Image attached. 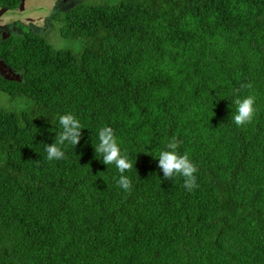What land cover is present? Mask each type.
Segmentation results:
<instances>
[{"label":"trees","instance_id":"trees-1","mask_svg":"<svg viewBox=\"0 0 264 264\" xmlns=\"http://www.w3.org/2000/svg\"><path fill=\"white\" fill-rule=\"evenodd\" d=\"M49 22L71 47L22 24L0 37L21 76L0 77V264H264V0H99ZM68 114L79 143L49 161ZM104 127L130 191L96 151ZM173 141L191 191L159 166Z\"/></svg>","mask_w":264,"mask_h":264},{"label":"clouds","instance_id":"clouds-1","mask_svg":"<svg viewBox=\"0 0 264 264\" xmlns=\"http://www.w3.org/2000/svg\"><path fill=\"white\" fill-rule=\"evenodd\" d=\"M246 87H251L247 85ZM236 114L233 116V121L237 126H243L252 122L255 115V98L251 95L242 99H236ZM62 132L60 133L57 143L51 146L45 145L47 159L49 161L59 160L64 157V152L59 145H64L67 141L69 144L77 145L79 143L81 123L73 115H62L59 118ZM168 148L173 151H160L158 155L159 166L163 170L166 179L172 178L174 175L184 177V187L189 191L196 186L197 167L190 161L187 154L181 155L176 149V142H170ZM97 153L102 154L105 164H114L121 173L118 180V185L124 191H130L131 180L124 175L126 171L131 170L132 163L128 156L121 153V149L117 143L114 131L111 127H104L99 132V143L96 148Z\"/></svg>","mask_w":264,"mask_h":264},{"label":"rangeland","instance_id":"rangeland-1","mask_svg":"<svg viewBox=\"0 0 264 264\" xmlns=\"http://www.w3.org/2000/svg\"><path fill=\"white\" fill-rule=\"evenodd\" d=\"M99 0H24L17 11L10 14L0 9V23H8L14 19L22 21V25L32 31L43 32L55 48L71 47V43L62 38L58 23H49L53 15L68 12L81 4H94ZM54 8H56L54 10ZM16 13V14H12ZM74 47V46H73ZM6 101V97H1Z\"/></svg>","mask_w":264,"mask_h":264},{"label":"flooded vegetation","instance_id":"flooded-vegetation-1","mask_svg":"<svg viewBox=\"0 0 264 264\" xmlns=\"http://www.w3.org/2000/svg\"><path fill=\"white\" fill-rule=\"evenodd\" d=\"M55 9L56 8H54V10ZM11 12L13 11H8L9 14ZM20 24H22V21H19V19H14L6 24L0 23V37L7 38L14 33L20 32ZM0 77L11 80H20L21 76L17 71L13 70L8 64H6V62L0 59Z\"/></svg>","mask_w":264,"mask_h":264},{"label":"water","instance_id":"water-1","mask_svg":"<svg viewBox=\"0 0 264 264\" xmlns=\"http://www.w3.org/2000/svg\"><path fill=\"white\" fill-rule=\"evenodd\" d=\"M24 1V0H23ZM23 1H22V3H23ZM22 3H21V5H22ZM4 10V9H3ZM4 11H6L7 12V10H4ZM8 13V12H7Z\"/></svg>","mask_w":264,"mask_h":264}]
</instances>
